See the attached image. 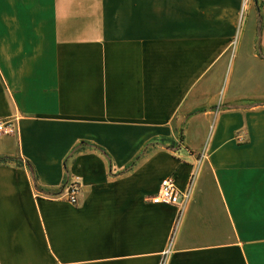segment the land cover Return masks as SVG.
Wrapping results in <instances>:
<instances>
[{
    "label": "crops",
    "instance_id": "0c3cea01",
    "mask_svg": "<svg viewBox=\"0 0 264 264\" xmlns=\"http://www.w3.org/2000/svg\"><path fill=\"white\" fill-rule=\"evenodd\" d=\"M0 117V264H264V0H0Z\"/></svg>",
    "mask_w": 264,
    "mask_h": 264
},
{
    "label": "built area",
    "instance_id": "2783aa9c",
    "mask_svg": "<svg viewBox=\"0 0 264 264\" xmlns=\"http://www.w3.org/2000/svg\"><path fill=\"white\" fill-rule=\"evenodd\" d=\"M246 0H243V3ZM15 131V125L12 119L8 117H0V134H11ZM198 163V162H197ZM193 178L191 174L187 186L179 190L173 181L172 175H167L159 180L157 190L149 196V200L153 203H167L176 205L179 210L182 209L190 195V186ZM65 191L63 196L71 203L76 201L75 193L77 190V182L69 181L63 184ZM54 195H59L55 193Z\"/></svg>",
    "mask_w": 264,
    "mask_h": 264
},
{
    "label": "trees",
    "instance_id": "16d2710c",
    "mask_svg": "<svg viewBox=\"0 0 264 264\" xmlns=\"http://www.w3.org/2000/svg\"><path fill=\"white\" fill-rule=\"evenodd\" d=\"M83 144V141L79 142L76 146H74L72 149H71V152H73L74 150H76L78 148V146L82 145ZM170 148H172V146L170 145ZM70 152V153H71ZM8 161H12L14 162L15 164L17 165H24L28 171H29V174H30V177H31V180L33 182V185L35 187L36 186V183H35V175H34V172H33V169H32V166L27 162V161H23L19 158H12V157H8V156H1L0 157V162H8ZM62 186V185H61Z\"/></svg>",
    "mask_w": 264,
    "mask_h": 264
},
{
    "label": "rangeland",
    "instance_id": "374dc122",
    "mask_svg": "<svg viewBox=\"0 0 264 264\" xmlns=\"http://www.w3.org/2000/svg\"><path fill=\"white\" fill-rule=\"evenodd\" d=\"M54 195V194H53ZM55 196V195H54Z\"/></svg>",
    "mask_w": 264,
    "mask_h": 264
}]
</instances>
